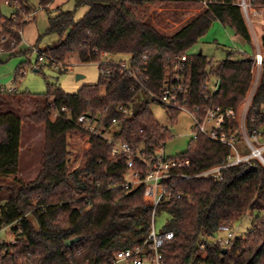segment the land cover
<instances>
[{"label": "trees", "instance_id": "obj_1", "mask_svg": "<svg viewBox=\"0 0 264 264\" xmlns=\"http://www.w3.org/2000/svg\"><path fill=\"white\" fill-rule=\"evenodd\" d=\"M0 1L17 6L16 22L0 13V19L5 18L0 24V55L31 54L30 49L17 52L21 36L11 29L25 25L19 22L32 13L28 0ZM36 1L44 10L54 2ZM217 1L172 35L157 31L140 13V9L161 0H75L76 9L87 7L79 21L74 19L76 9L56 8L58 13L48 18L45 34L55 35L57 41L43 50L46 56L64 62L74 54L81 63L99 62L100 72L108 70L109 74H100L98 84L83 87L76 94L58 87L48 88L41 95L0 88V189L5 187L7 192V198L0 200V231L6 227L20 230L15 243L0 246L6 251L0 256V264H107L115 251L142 244L147 238L152 205L144 197V185L126 187L124 158H111L107 143L80 129L76 121L80 115L89 114L98 121L99 131L114 124L119 128L113 132L114 139L134 146L166 142L170 132L154 118L149 107L153 100L145 90L158 92L182 56H186L187 110L194 112L196 108L195 113L202 116L204 105L236 109L251 83L252 56L228 57L214 68L205 56L189 53L213 21L231 25L251 42L235 0ZM249 1L264 12V0ZM12 40L16 44L11 47ZM118 54L129 56L130 66L144 88L120 71V61L101 62L105 55ZM23 74L24 66L20 65L12 82ZM211 75L218 80V89L212 95L208 85ZM16 97L31 101L33 112L26 120L43 127L41 168L36 178L26 183L17 176L21 120L14 112L2 110L9 105L8 98ZM120 104L130 105L131 114L119 112ZM263 105L264 64L248 113L250 128L264 123ZM165 110L175 124L180 111ZM53 111H57L55 117ZM252 117L256 118L254 124L250 123ZM77 133L88 136V148L75 157L73 162L78 164L70 169L67 140ZM229 153L228 146L199 134L190 139L185 152L169 157L184 167L175 169L166 180L173 184L179 198L163 202L156 209V213L164 212L169 217L161 231H172L174 235L161 248L164 264H264V167L251 160L223 171L219 180L195 176L223 164ZM138 170L142 178V169ZM182 174L193 177L184 179ZM9 177L13 179L3 186ZM246 215L252 217V222L245 234L234 237L230 245L214 241L220 226L234 225ZM75 238L76 243L65 246L66 241Z\"/></svg>", "mask_w": 264, "mask_h": 264}, {"label": "rangeland", "instance_id": "obj_2", "mask_svg": "<svg viewBox=\"0 0 264 264\" xmlns=\"http://www.w3.org/2000/svg\"><path fill=\"white\" fill-rule=\"evenodd\" d=\"M162 1V0H161ZM57 8L61 11L75 10V0H57ZM250 2V1H249ZM27 4L31 7V15H24L20 20V26L23 19L25 25L20 28L21 43L17 52L32 50L38 47L42 50L52 47L57 41L55 35H46L48 18L58 13L54 7L52 9H41L36 0H28ZM207 9L201 2H186L181 0L162 1L155 5L145 6L140 9V13L153 27L162 34L172 35L190 20L201 14ZM15 10L14 7L0 4V13L3 16H9ZM87 7L81 6L74 11L75 21H79L86 14ZM242 12V11H241ZM259 13V17L255 15ZM249 16L246 18L242 13L246 27L250 34L251 42L248 43L235 29L229 24H222L219 21H213L206 33L189 50L190 54H199L205 56L210 62L211 67H216L225 59H240L245 56L251 57L256 51L254 36L259 39L264 33V12L263 10L251 6L248 10ZM263 41V38H262ZM16 50V49H15ZM124 61L128 63V55H110L101 58V62L108 60ZM36 55H0V88H14L18 93H28L31 95H41L48 91V88L58 87L68 94H76L86 86L96 85L100 79L99 62L81 63L77 57L69 55L64 62L70 65L68 70L61 71L53 66H43L37 71L35 68ZM100 62V63H101ZM20 65L24 66L23 76L13 83L14 73ZM208 68V73H211ZM77 76H80L77 78ZM216 77L210 76V82L214 83ZM9 105L3 107V111L14 112L21 120L22 134L19 148V174L18 178L23 182H31L38 175L41 164V149L43 145V127L32 124L26 120V116L33 112V105L30 100L16 97L8 98ZM150 110L157 122L167 128L170 136L166 141L165 152L168 157L183 153L187 150L192 137L194 124L186 112H180L177 115V122L172 124L166 110L155 103L149 104ZM118 126H113V132L118 131ZM71 152L69 168H75L78 162H73L75 157L88 148L87 138L77 133L74 137L67 140ZM236 147L241 154L246 155L249 150L243 142H236ZM13 177L7 178L2 184L10 183ZM3 187L0 189V200L7 198V192ZM169 217L164 212H157L154 223L156 231H161L168 222ZM252 217L244 216L239 222L234 224L237 228L234 232L235 237L245 234L251 227ZM225 238V233H217L214 241ZM13 236L10 229L0 231V241L12 243Z\"/></svg>", "mask_w": 264, "mask_h": 264}, {"label": "built area", "instance_id": "obj_3", "mask_svg": "<svg viewBox=\"0 0 264 264\" xmlns=\"http://www.w3.org/2000/svg\"><path fill=\"white\" fill-rule=\"evenodd\" d=\"M168 1V0H162ZM14 7L15 10L7 16L11 18L13 22H16L17 17L15 11L17 6L8 1H0V4ZM202 5L208 7L212 4L219 3L217 0H202ZM235 4L240 8L243 14L248 19V10L251 7L249 0H235ZM31 15V13H30ZM256 16H260L255 12ZM6 17V16H5ZM5 22V18L0 19V24ZM25 22V19H23ZM22 22V23H23ZM18 32L21 36L22 30H17L15 26L11 28ZM262 37L259 39L254 36L256 45V51L253 58V64L251 69V83L248 92L243 102L236 108H223L219 105L203 106L202 116H198L196 108L194 112L186 109V78L184 75L186 62V56L179 58L175 65L174 72L167 77L158 92L152 93L145 90L153 103L158 104L164 109L172 108L180 112H186L191 118L194 127L191 139H195L199 134L204 135L210 141L226 145L230 148V153L226 158V161L214 168L205 170L198 175L205 178L212 177L215 180H219L222 177L223 171L228 168L240 165L244 163H250L251 160H257L264 167V123L260 127L250 128L248 125V113L251 108L254 94L259 86L262 67L264 64V43ZM16 44L15 40L11 41L10 46ZM36 55L35 67L53 66L61 71L68 70L70 65L64 62H55L51 58L47 57L44 51L38 47H33L31 55ZM110 56V55H105ZM103 57V58H104ZM113 60L103 62L105 64L111 63ZM118 62V61H116ZM118 67L123 74H126L134 80V82L144 88L136 77V70H133L130 66V61L125 63L124 61L118 62ZM102 77H106L109 71L102 70L100 72ZM210 87L211 95L218 89V80L214 83L208 84ZM6 89V88H2ZM8 91H14V88L6 89ZM118 111L122 114L130 115V105L120 104L117 107ZM61 111H65L61 109ZM262 113H264V105L261 107ZM57 111H53V117H55ZM256 121L255 117L250 120L251 124ZM76 125L87 132L89 135H94L104 140L109 146V156L111 158H124L125 160V178L126 187L134 185H144V197L148 203L152 205L151 222L148 228V236L142 242V244L136 245L132 248H125L117 250L113 253L112 259L107 264H164L161 248L173 239L172 231H156L154 219L156 216V209L163 202L170 201L174 198H179V194L175 191L173 184H167L166 180L173 176V171L184 167V164L170 159L165 152L166 142H154L151 141L148 144L142 143L134 146L127 142L114 139L112 133L113 125L107 128L105 131L97 130L98 121L94 120L91 115H80L77 118ZM88 138V136H86ZM243 142L249 150V153L243 155L236 147V142ZM254 168V165H250ZM138 167L142 169L143 177L140 178V171ZM182 178L189 179L193 176L182 174ZM16 225V224H15ZM13 225V226H15ZM4 229H10L6 227ZM237 228L234 225H222L219 227V232L225 233V238L218 240L217 242L222 245L232 244V240L235 237V230ZM13 236L12 243L0 241V246H7L15 243L16 236L20 232L18 229L16 232L10 229ZM204 246L201 245L200 249ZM6 253L5 248L0 247V256L2 257ZM83 264H89L85 262Z\"/></svg>", "mask_w": 264, "mask_h": 264}, {"label": "water", "instance_id": "obj_4", "mask_svg": "<svg viewBox=\"0 0 264 264\" xmlns=\"http://www.w3.org/2000/svg\"><path fill=\"white\" fill-rule=\"evenodd\" d=\"M35 71H37V70H35ZM79 77H80V76H77V78H79ZM77 241H78V238L68 240V241L65 242V246L68 247V246H70V245L76 243Z\"/></svg>", "mask_w": 264, "mask_h": 264}, {"label": "crops", "instance_id": "obj_5", "mask_svg": "<svg viewBox=\"0 0 264 264\" xmlns=\"http://www.w3.org/2000/svg\"><path fill=\"white\" fill-rule=\"evenodd\" d=\"M57 0H54V2L48 7V9L50 10V9H52V8H57V6L56 5H58V3L56 2Z\"/></svg>", "mask_w": 264, "mask_h": 264}]
</instances>
